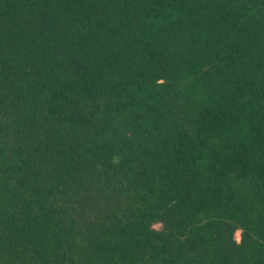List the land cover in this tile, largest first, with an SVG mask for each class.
Returning <instances> with one entry per match:
<instances>
[{
    "label": "trees",
    "instance_id": "trees-1",
    "mask_svg": "<svg viewBox=\"0 0 264 264\" xmlns=\"http://www.w3.org/2000/svg\"><path fill=\"white\" fill-rule=\"evenodd\" d=\"M0 264H264V0H0Z\"/></svg>",
    "mask_w": 264,
    "mask_h": 264
},
{
    "label": "rangeland",
    "instance_id": "rangeland-1",
    "mask_svg": "<svg viewBox=\"0 0 264 264\" xmlns=\"http://www.w3.org/2000/svg\"><path fill=\"white\" fill-rule=\"evenodd\" d=\"M158 227H159L158 225L155 226V228H158ZM239 235H240V232H236L235 233L234 238H235L236 241H239V237H240Z\"/></svg>",
    "mask_w": 264,
    "mask_h": 264
}]
</instances>
